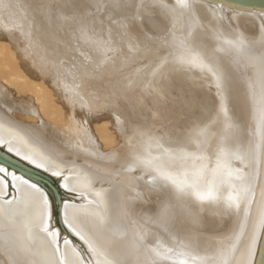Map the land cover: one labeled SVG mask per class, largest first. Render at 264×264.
<instances>
[{
	"label": "rangeland",
	"instance_id": "obj_1",
	"mask_svg": "<svg viewBox=\"0 0 264 264\" xmlns=\"http://www.w3.org/2000/svg\"><path fill=\"white\" fill-rule=\"evenodd\" d=\"M16 1H18V2H16ZM64 1L63 0H47V1L46 0H13L12 2L21 3V4L27 2L26 3L27 6L25 5V7H27L26 12H27V10H28V13L30 12V10H31V12L33 11L32 14L29 13L30 15H33L32 16L33 18L30 17L29 15L26 16L25 12H23L22 14L25 13L23 18L25 17L24 19L26 20V22H28V21L30 22L31 20H29V19L31 18V19H33L32 22H34V23L31 22V25L34 24L35 28L41 27L40 29L39 28L34 29L35 30V33L33 32L34 37H36L35 34L36 33L38 34V32H41V30L43 32L46 31V33L44 35L47 36L46 38L48 41L45 40L46 38H44L43 32L38 34L39 36L37 34L36 35L38 38L42 37L44 39L35 38L36 42L34 41L35 47H40V50H41L40 52L43 51V57H44V54H46L48 52V50H49L48 53L51 54V55H49L48 53L46 54L48 58H52L54 56L56 57L59 55V54L54 55L56 52L57 53L58 52L61 53L62 51L64 52V49H66L68 47L69 51H67L68 53L66 52V54H69V52L71 51L70 54L71 55L73 54L74 57L70 56L68 58L63 59V55L59 56L61 58L58 59L59 61L56 60V64H57V65L55 64L56 68L60 69V67H61L62 72H64L66 75H69L70 78H73L72 80L74 81V83L72 82V84H75L76 87H80L78 84L80 82L79 80H81V81L85 80L84 78H86V79L88 78L89 80L87 79V81H89V83H92V84L96 83L97 84V86L95 88H93L96 92L94 95L95 99L97 101L101 102V104H99L100 106H98L95 109L97 111L87 110L85 108V106L75 107L76 109H74L72 111V114L75 117V121L77 120L76 121L77 124H79L80 126L85 125V126H88L89 128H91V131H92V134L94 137L93 140L96 142L97 147H95L94 151L92 149L91 150L89 149L88 151L85 152L87 145H86V141H84V139L83 140H82V138L63 139L62 133L67 128H64V126L62 127L61 126L62 124L58 125L57 123H53V120H51L49 117H44L43 112L41 110L32 109L30 104L35 103L34 102L35 98H34L33 94H31V93H33V91H31V90L29 91V89H27V88H25V90H23V91L22 90L17 91V90L12 89V86H10V85H13L19 79H17L16 76H14V75H12V76L7 75V72H5L6 74L3 73L0 76L1 77L0 81L1 80L3 81V82L1 81L2 83L0 82V89L1 88H3V89H9L10 88V91L12 92L10 97L13 95L12 97L14 98L13 100H15L16 109L12 108L9 111H8V109L7 110H5L3 108H0V109L4 113L9 112L8 114L12 115V116L11 115L9 116L7 114V116H9V118L11 119V121L13 123L17 124L18 126L20 124H22L19 126V128H21L26 134L30 132L29 135L27 134L30 137V139L35 137L34 138L35 141L33 139L32 140L37 144L40 143L41 144L40 146H43L44 149L46 148L47 151H49L52 155H54L59 160V163H57L59 166L52 163V166L46 165V167H41V166L35 164L34 162H32V160H30L29 158L21 157V155H18L14 151H11V149L9 148L10 139H7L3 142H0V184H2V186L5 185V187L3 186V188H1L0 204L5 207L7 212L11 211L14 208L13 205L16 202H18V200H19V198H18L19 197V193H18L19 191L16 190L17 188L14 185V182L18 183L22 180V183L26 182L25 183L26 185L30 183L29 185L34 186L38 191L40 190V192H39L40 194L43 193V196H42L44 198L43 201H44V203L47 201L45 203V205H46V207L48 205L47 210L49 212V214L47 215L48 221H46L47 219H45V221H46L45 224L46 223L48 224V226H46V228L44 229L45 231L43 230L45 233L42 231L40 226H35V229H37L40 233L45 234L47 237L49 235L51 236V234H54V237H55L54 240L56 241V242L54 241V243H56L58 248L60 247L62 249L63 245L65 246L67 243L69 244V246H71L75 250L78 248L79 250L77 249L76 251L80 254L82 259L84 258V260L86 262H90L89 260H93V255H92L91 251H89L85 242H83L74 232H72V229L69 226L70 223L66 224L67 222L64 219V212H65V209L68 207H71V208L76 207V208L86 209L88 204L94 203L96 205L99 204L102 208H99L100 206H98L96 208L99 210H102L105 213V211L103 210L102 203L99 200H98L99 202L97 201L98 203L95 202L96 199H94V198H98V197L100 199L106 198L105 200L107 201V203H109L110 201L113 200L112 202H110L111 204L109 203L111 208L114 206L112 208L113 209L112 212L114 214L116 212L119 213L118 215L115 214L116 215L115 219L118 218L119 221L125 220L124 222L126 223V229L130 227L129 228L130 231L134 228L133 229L134 231H131V233L134 232L133 234H135V235L131 234V236H130V238H133L134 242H135L134 236H136V234L138 233L137 236L135 237V239H137V241L139 240L141 245L138 244V246H137L138 249L136 250V246H134V245H136L139 242L133 243V246L135 248L133 250L137 251V253H135V251L132 250L136 259H134V258L130 259L131 261H128L129 263H126V261H125L124 262L125 264H138L139 262L142 263L143 261H144L143 263H147V264H175L176 261L178 260L176 258H181L182 256H186V255L191 256L192 252H193L192 256H195L194 252H196V251L198 252V254L196 252L195 258L197 257V255L198 256L202 255L204 252L205 255L206 254L208 255L206 257H205V255H202L206 258L205 261H207V262H205V263H207V264L208 263L209 264L217 263L220 259V258H218V252L220 250V245L222 243L225 244L227 239L233 234L232 231L234 229L235 219H234V217H231L232 218L231 219L229 217V214H227L228 210H229L228 207H230L227 202L232 201V199L229 200L228 197L233 193V191L231 190V193H229L230 189H228V191L224 190L225 192H223V194L221 193L222 196L219 195V197L222 201H220V202L216 201L217 204L216 203L211 204L212 202H210V201H213L215 197H218V195H214V197H212L213 200H210V201L208 200L210 203H208V202L206 203V201H204L201 197H200L201 198L200 199V198H198L199 196L197 197V195H195L193 188L190 187L189 185H187V182H185V180L183 178V172L182 171L177 172L178 171L177 168H179L180 166L190 167L192 165V167H191L192 170L190 172L193 173L192 175H194V177H195V176H198L201 172H204L205 170L207 172L209 170V168L211 166H213V164H215V166H216V163H218V161H219L217 158L221 159V157L223 156V155L221 156L222 153H219L220 152L219 150L222 149V147H223L221 145V142H223L224 139H227L226 133H221V131H219V130L221 128L223 129V127H224V130L227 127L232 129L233 124H235L237 121L240 124L242 122H244L241 125L244 127V129L241 128V126H240L239 129L237 130L238 133L236 132V135L237 136L240 135L241 139L240 138L237 139V136L234 133L232 135H229V136H231V138H229V136H228L229 140H231L234 136L236 137V140H231V142H229V140L227 141V142H229V146H230V144H232V146H230L231 147L230 149L228 148L230 150L229 152L226 150V154L224 156L229 155L230 153H232V151H233V153L236 152L238 150L237 145L239 147L241 145L242 146L241 148H244V145L246 143L244 144L243 143L244 140H242V139H244L246 134H248L250 132L248 122H249V120L250 121L255 120L257 118L258 112L256 110L254 113L251 112L252 111L251 104L249 103L247 106V104H246L247 102H245V100H244L245 95L243 94L241 86L239 87L238 85L233 83L231 77L233 75L236 76V74L237 75L244 74L243 63H244V58H245L246 54L244 55V53L240 52L239 47L241 48V45L243 43H244V45H245V43L247 46L249 45L248 47H253V45H254L253 42L254 43L256 42V40L253 38H255L256 35H258L257 32H255V31H257L255 23H254L255 26L254 25L252 26V30H251V26L250 27H244L243 26V28H244V30H243L242 26L240 27V25H243L242 24L243 22H241V21L245 20L244 17H246V18L251 17V19H252V16H253V19H255V20L257 19L258 23H260L262 20L260 18V16L262 17V14L264 15V12L263 11H255V10L248 11V10L234 8V7L232 8V7H230L224 3H218V2H215L212 0H197V1L196 0H192V1L188 0L187 3L185 2V4H183V1H186V0H179V3L180 2L182 3V4L180 3L181 4L180 7H179V3L178 4L176 3V2H178V0H176V2H174L173 0H170L169 1L170 5H168L169 4L168 2H166V1L162 2L161 0H132V1L121 0L122 2L120 0H111V1L110 0H107V1L106 0H100V1L92 0V2H91V0H80V1L79 0H70V1L66 0L65 2ZM108 1H110V2H108ZM125 1H126V3H125ZM127 1H129L131 5L133 4L132 5L133 7ZM133 1H135V2H133ZM172 1L175 4L171 3ZM116 2H118V3H116ZM191 2H192V4H191ZM1 4H3V2ZM29 4H31L32 6L28 7ZM45 4L46 5L50 4V5L49 6L47 5V7H46ZM112 4H114L115 6L113 5L114 6L113 7ZM118 4H120V6ZM122 4H123V6H122ZM124 4H127V5L125 6ZM128 4L130 6H128ZM187 4H189L190 6L189 5L187 6ZM43 5H44V7H46V8H42V10H44V11H42L40 8L41 6L43 7ZM117 5H118V7H117ZM37 6L38 7L40 6V7L38 8ZM107 6H109V7L107 8ZM170 6H171V9H170ZM80 7H82V8H80ZM111 7L115 8L116 11L120 10V12H122V10L125 9L123 12L128 11V14H130V13L131 14L126 15V13L124 14L122 12L124 14L123 15L122 13H119V12L116 13V11H114L115 9H113ZM120 7H121V9H122V7H124V8L121 10ZM126 7H127V9H126ZM129 7H130V9H129ZM145 7H147V8H145ZM188 7L192 9L191 12L188 11V10H190V9H188ZM214 7H216V8H214ZM29 8H32V9H29ZM172 8H174V9H172ZM220 8L222 10H220ZM34 9H36V10H34ZM37 9L38 10L40 9V11L37 12ZM224 9H225V11H223ZM47 10H48L50 15L48 14ZM129 10H130V13H129ZM175 10L176 11L178 10V11L175 12ZM226 10L228 12V17H227V14H225V13H227ZM229 10L232 14L229 12ZM23 11H25V9ZM179 11L181 14L179 13ZM218 11H220V13L221 12L224 13L225 16H224L223 20L225 19V21L228 23L226 26H227V28L230 27V30L226 28L224 21H223V23H224L223 27H225L227 30L222 29L223 27L220 28V26H222V23L220 21L222 20L221 18L223 16V14L218 13ZM81 12H83V13L81 14ZM84 12H86V13L84 14ZM189 12H190V16L188 15ZM234 12H236V13H234ZM33 13L35 14V16ZM38 13L40 14V17H41V18L39 17L40 19L38 18V16H39ZM51 13H53V14H51ZM60 13H61V16H60ZM77 13H79V14H77ZM142 13H143V15H142ZM175 13L176 14L179 13L180 15L178 16V14L176 15ZM229 13H230V15H229ZM41 14H43V16L45 18L43 16H41ZM98 14L100 15V17ZM113 14H114V17L116 18V19H114L115 23L119 24V25L116 24L118 26V28H117L118 30L115 29V32L119 33V35L122 36V37L119 36L118 39H120L119 41L122 42L123 44H119V45L116 44L114 39H113V42H115L116 46H119V51H121L122 55H124L123 52L126 53V51L129 52L130 55H129V53H128V55L126 53V55H124L125 57L122 56V59H120L121 61H119L117 63H116V61H114L116 59L111 58L110 59L111 61H107V59H106V61H104V63L102 62L101 64L97 65V63L95 64V62H96L95 59H93L94 55L91 52V48H89V44L91 43L90 41L93 40V36L96 38H97V36H100V37L102 36L103 38H104L103 35L106 36V32L101 31V30H100L101 32L98 31L99 29H101V26H99L98 24H100V22H101V23L107 25L105 18L107 16L111 17ZM160 14H162V15H160ZM82 15L83 16L86 15L87 17L83 18ZM93 15H95V16H93ZM256 15H258L259 17ZM92 16H93V19H92ZM188 16H189V19H191V21L192 20L194 21L197 19L196 22L194 21L195 25L197 24V26H195L193 22H191L187 19ZM193 16H195V17H193ZM229 16H231V17H229ZM35 17H37V18H35ZM127 17H128V19H127ZM140 17H141V19H140ZM145 17H146V20L144 19ZM147 17H149L150 19ZM216 17H218V18H216ZM42 18H43V22L41 21ZM80 18L81 19L83 18L82 19L83 22H80ZM182 18L184 19V21L187 20L185 22V24L183 23L184 21ZM226 18L227 19L229 18L231 21L227 20ZM37 19H38V21L36 22ZM64 19L66 22L68 21V19H69V21L66 23L64 21ZM148 19L150 21L147 22ZM152 19H154V20H152ZM198 19H199V21H198ZM60 20H61V22H60ZM75 20L76 21L78 20V21L75 23L74 22ZM84 20H86V22ZM88 20H89V22L91 20V24L92 23L94 24L92 26H95L97 24L96 27H93V29H97V30L91 29L89 31V33L85 32V31H88L90 29L89 28L88 30L84 31L85 33L82 34L83 37H81L80 36L81 34H79L78 33L79 31H77V30H78V28H81V26L91 25L87 22ZM100 20H102V21H100ZM126 20H128V21H126ZM46 21H48V22H46ZM124 21L127 22L128 24L125 23ZM232 21H233V23H232ZM123 22L125 23V25ZM169 22H171V23L169 24ZM198 22H200V23H198ZM211 22H212V24H210ZM11 23H15V22L11 21ZM35 23L37 24V26ZM50 23H53L54 26L57 24L56 26L58 28L56 26L54 27L53 24H50ZM126 24H127V26H126ZM144 24H147V26ZM159 24H161V25H159ZM162 24H164V25H162ZM182 24H184V25H182ZM58 25H60V27H61V25H63V27H61V29H59L60 27ZM100 25H102V24H100ZM128 25H130V26H128ZM139 25H140V28L142 26L141 29L139 28ZM49 26H51V27L53 26L52 29ZM97 26L100 28H98ZM188 26H190V27L193 26L195 28L193 29V27H192L191 31H190V29H189L190 27H188ZM137 27L139 29H137ZM183 27H185V28L188 27V28H186V30H183V29H185ZM216 27L220 28V29H217ZM134 28H135V30H134ZM175 28H177V29H175ZM240 28H241V30H240ZM253 28H254V30H253ZM144 29H145V31H144ZM221 29L224 31L226 30V32L230 31V33L233 30V32L231 34H229V33L227 34V33H224V31L222 32ZM235 29H237L236 30L237 32L235 31L236 34L234 33ZM37 30H39V31H37ZM52 30H55L54 34H52L53 33ZM72 30H74V31H72ZM129 30H134V31H130L132 33H129ZM138 30H139L140 34L142 32L143 33L145 32L144 34L145 35L147 34L150 37L145 36L143 33L141 35L142 37H138V35H139V33H137ZM156 30L157 31L159 30V32H157ZM219 30H221L220 32H222V34L219 33ZM57 31L58 32L61 31V32L58 33ZM75 31H77V32L72 34ZM183 31H185V32L183 33ZM187 31H188V33H187ZM126 32L128 34H130V35L132 34V35L131 36L127 35ZM133 32L134 33L136 32V33L134 34ZM248 32H249V34H248ZM241 33H242V35H241ZM46 34H50V35H46ZM179 34H181V35H179ZM193 34H194V36H192ZM225 34H227V35H225ZM233 34H235V35L238 34L239 36H243L244 40L241 38L239 39L240 41L243 40L242 43L237 42L241 45L235 43V45L236 46L238 45L239 47H236L233 44L234 48H232L233 45L231 43H232L233 39L235 37H239L238 35L234 36ZM51 35L54 36V39H53V36H51ZM57 35L58 36L60 35V36L58 37ZM72 35L74 37L80 36L79 37L80 39L76 38L77 40L79 39V41L76 42V45H77V43L80 42L79 46L80 47L84 46L83 48L81 47L82 50H84V53H85V51H86V53L88 52V55L86 53H85V55L82 53L83 55H81V56H83L84 58L81 56H79V58H78L75 54L76 50L79 46L75 47L76 46L75 45L74 47L76 48V50L73 51L74 48L72 49L71 44L68 43L69 38H74ZM152 35H154V36H152ZM183 35L187 36L188 38L183 37ZM200 35H203V37ZM232 35L234 36V38ZM248 35H249V37H248ZM68 36H71V37H68ZM144 36H145V38H143ZM217 36H219V37H217ZM224 36H225V38H224ZM231 36H232V39L230 40ZM49 37H51V39H48ZM57 37H58L59 41L57 40ZM171 37H173V38H171ZM201 37H202V39H201ZM210 37H211V39H210ZM226 37H228V38H226ZM245 37L247 38L248 41H246ZM180 38H182V39H180ZM197 38H199V39L197 40ZM220 38L223 39L222 42H221ZM41 39H42V41H41ZM55 39L57 41H55ZM81 39H86V40L88 39L86 42L88 43V41H89L90 43H88L87 45H86V43H84L86 45L85 46L83 43H81V42H84V41H80ZM157 39H159V41ZM37 40L41 41V42H39L40 46H37L38 45ZM50 40L53 42L55 41L57 43V45L54 43L56 46H52L54 44H51L53 42H51ZM43 41H44V43H43ZM201 41H202V43H201ZM227 41H228V43H227ZM46 42H49V44H51L50 47H53V48L46 49L47 44H48ZM203 42H204V44H203ZM95 43L98 45L97 42H95ZM58 44H61V45H58ZM96 44L91 43V45H96ZM173 44H175V45H173ZM187 44L189 45V47ZM41 45L45 46V47H41ZM66 45H67V47H66ZM123 45H124V49H122ZM57 46H61V49H59L60 47H57ZM98 46L100 47V43ZM178 46H180V47H178ZM227 46H228L229 51L227 49ZM62 47H63V49H62ZM80 47L78 48L79 52L82 51L80 49ZM85 47H88V48L85 49ZM185 47H186V49H184ZM57 49H58V51H57ZM87 49H89L90 52L87 51ZM122 50H124V51L122 52ZM45 51H47V52L44 53ZM52 51L54 54L52 53ZM199 51H200V53H199ZM237 51L239 53H237ZM149 52L151 55L149 54ZM241 53L243 54L244 57H242ZM86 55H87V57L85 58ZM231 55H233V56H231ZM64 56H66V55H64ZM90 56L92 57L93 60L91 59ZM238 56H239V58H238ZM43 57H42V59H43ZM178 57L181 61L178 59ZM197 57H199V58H197ZM87 58H89V59H87ZM182 59H184V60H182ZM183 61H184V63H183ZM179 62H182L180 64V66H179ZM93 63L96 66L92 65ZM109 63H111V64H109ZM235 63L238 64L237 67L235 66L236 65ZM18 66L21 68V70L23 72L25 70L26 79H30L32 81L34 80V82L38 81V82H42V83H44L45 81L48 82L50 79V78L43 79L42 75H45V77L46 76H48V77L52 76L53 71L56 69L53 66L52 67L55 69H52V68H50L51 67L50 66V67H44L45 68V69L43 68L44 71H42V69H41V71L40 70H31L30 71V69H28V68L26 69L25 66L23 67V65H21V64H19ZM228 67H229L230 72L228 71ZM175 68H177V69L175 70ZM48 69H50V70H48ZM233 69H234V71H233ZM28 71H30V72H28ZM55 71H58V70L56 69ZM89 71L90 72L93 71V72L90 73ZM44 72H46V74H44ZM49 72L51 73V75ZM230 73H231V75H230ZM82 74H83V76H82ZM95 74H96L97 79L94 78ZM97 74H98V77H97ZM36 75H37V77H36ZM93 75H94V77L92 78ZM180 76H182V77H180ZM62 77L64 78V76H62ZM62 77L58 76L60 82L57 81V83H60V85L65 84V83H62V81H63ZM78 77H81V79H79ZM37 78H38V80H37ZM90 80H92V82H90ZM180 81H181V83H180ZM184 85H185V87H184ZM120 88L123 90H121ZM69 89H70V86L67 83L64 90L66 92H68ZM182 90H184V92H182ZM114 92H115V94H114ZM86 93H87L86 91H85V93L80 92L79 97H82V95L85 96ZM29 94H30V96H29ZM103 95L105 97H103ZM106 96H108V99ZM17 97H19V98H17ZM24 97H25V99H24ZM101 97H103V98H101ZM110 97H112L113 99H111ZM21 98H22V100H21ZM115 98H117V99H115ZM103 99H105L106 101ZM126 99H128L129 106H127V101H125ZM0 100L2 101L1 96H0ZM1 101H0V103H2ZM112 104H113V107L111 106ZM130 104H132L134 106L133 107L134 109L132 108V105L130 106ZM118 105H119V107L116 109V106H118ZM123 105H125V106H123ZM106 107H107V109H106ZM120 107H121V109H120ZM124 107H125V109H123ZM219 107H220V110H219ZM26 108H27V110H26ZM112 108H113L114 112H113V110H110V111L108 110V109H112ZM98 109L100 112L98 111ZM101 109H103V110H101ZM125 110L127 113L125 112ZM215 110L216 111L218 110L217 111L218 113L215 112ZM29 111H31V112L33 111L32 115H31V112H29ZM77 111H78V113H77ZM236 111H237V113H236ZM18 112L23 113V114L25 112L26 113L23 116L22 114H19ZM106 112H107V114H106ZM115 112H117V114ZM214 112L217 116L214 115ZM94 113H97V115ZM38 114L40 116H38ZM229 114H230V116H229ZM234 114L237 115L236 116L237 118L235 117ZM17 115H18V117H17ZM122 115H123V118H122ZM255 115H256V117H255ZM14 116H15V118H13ZM126 116L128 118H125ZM127 119H129V121ZM29 120H31V121H29ZM47 120H49V122H47ZM202 121H204L206 123H204ZM102 122H105V123H107V125H109L108 126L109 130L112 133L111 139H107V138L102 139L100 137L101 135L97 131L96 126H97V124L99 125ZM39 123H42V126ZM210 123L212 126L210 125ZM230 123L231 124L233 123V124L231 125ZM43 124H46L48 126L45 127V125H44V127H43ZM53 125L54 126L56 125L55 128ZM213 125H214V127H213ZM42 127H43V130H42ZM95 127H96V129H95ZM212 127H213V129H212ZM148 128H150V129H148ZM24 129H26V130H24ZM167 129H168V131H167ZM194 129L195 130L197 129L196 130L197 132ZM242 129L245 131L244 133H243ZM246 129H248V131H246ZM47 130L50 133H48ZM212 131L214 132V134H212L213 133ZM218 131H219V133H218ZM52 132H54V133H52ZM178 132H179V134H178ZM184 132H187V133H184ZM188 132H190V133H188ZM215 133H217V135H215ZM220 133L222 134L223 140L219 139V137H221V136H219ZM242 133L245 136H243ZM53 134H55V135H53ZM201 134L203 136H201ZM205 134H206V136H205ZM223 134L226 135V137ZM183 135H185V136H183ZM204 136H205V139L202 140L203 139L202 137H204ZM210 136H212L211 140L214 142V144L212 141H210V138H209ZM38 137H39V139H37ZM167 137H169V138H167ZM173 137L176 140L177 139L178 140L177 141L174 140ZM179 137H181V138H179ZM198 137H199V139H198ZM215 137H216V141L213 140V138L215 139ZM40 138H41V140H40ZM217 138L219 140H221V142ZM163 139H164V141H163ZM67 140H69V141H67ZM106 140H108V141H106ZM171 140H172V142H171ZM198 140H202V142L200 143V141H198ZM237 140H238V142L241 143L240 145L237 142ZM38 141H41V142H38ZM94 141H92V142H94ZM169 141H170V143H169ZM232 141L233 142L236 141L237 143L236 142L233 143ZM165 142H167V144ZM235 143L237 144L236 146H235ZM242 143L244 145H242ZM174 144H175V146H173ZM203 144H207V145H203ZM199 145L202 146L201 150L203 148H204V150H202V151L199 150V152H197V154H196L194 151L198 150ZM217 145H221V146H217ZM92 147H94V146H92ZM188 147H189V149H188ZM232 147H234V149L236 151ZM106 148H107V150H106ZM217 148H220V149H217ZM199 149H200V147H199ZM108 150L110 151V153L108 152ZM180 150L185 151V153H183L181 151L183 153V155L180 154L179 153ZM213 150L214 151L218 150V153L217 152L214 153ZM53 151L55 152V154L53 153ZM90 151H93L94 154ZM153 151H155L156 154ZM160 151H161V153H160ZM188 151H189V153H188ZM203 151H205V152H203ZM206 151H207V153H206ZM211 151H212V153H211ZM239 151H240L239 152V154H240L242 151L241 150H239ZM89 152L92 154L88 155ZM117 152H119V153H117ZM170 152L172 155L170 154ZM190 152H192L193 155ZM150 153H152V155ZM173 153H174V155H173ZM175 153H177V154H175ZM187 153L189 154V156ZM213 153H214V155H213ZM227 153H229V154H227ZM233 153L230 154V157L234 156L233 158H231V162L234 161V159L236 160V158H238L237 159L238 162L234 161L236 164L239 163L240 160H244L241 157L243 155L244 151L241 153L242 155H239L237 153H236L237 155H233ZM158 154L159 155L161 154V158H164L162 160V163L159 161L157 162L154 159V156H156ZM166 154H169V155L165 156ZM185 154H187V155L184 156ZM195 154L196 155L201 154V156L200 155L196 156ZM219 154L221 157L219 156ZM163 155L165 157H162ZM170 155H171V157H169ZM190 155L193 156L194 159H192ZM204 155H206V157H204ZM209 155H210V157H209ZM97 156L99 157V159L95 158ZM212 156L213 157L215 156L214 157V158H216L215 161H214V158H212ZM224 156L222 158H224ZM235 156H236V158H235ZM239 156L241 159L239 158ZM244 156L245 155H243V158H244ZM187 157H189V159ZM197 157L202 158V159L200 160ZM178 158H180V159H178ZM185 158H187V159H185ZM210 158H212V159H210ZM227 158H229V156ZM150 159H151V161H150ZM195 159H197L198 162L197 161L193 162ZM168 160H170V161H168ZM184 160H186L185 161L186 163H184ZM191 160H193V161L191 162ZM210 160H211V162H209ZM212 160L214 162H212ZM226 160H228V159H226ZM115 161L117 162L118 165L116 164ZM118 161H119V163L121 161L122 162L119 164ZM187 161H189L190 164H187L188 163ZM195 163H196V165H195ZM126 164H127V166H126ZM132 164H133V167H131ZM135 164H136L137 168L134 167ZM174 164H175V166H174L175 170L172 169V166ZM201 164H202V167H203V165L205 166V169L201 168L202 171L199 169ZM140 165H142V168ZM110 168H112V170ZM193 168L195 169V171ZM81 170L83 171V174H82ZM183 171H184V169H183ZM89 172H91V173H89ZM84 173L85 174L87 173L86 175L91 174L92 178H91L90 182L92 185H90V183H89V184H86L88 186L81 187V188L80 187H74L73 185H71L72 180L73 181H75V180L79 181V180H82L85 177H87L86 175H84ZM112 173L113 174L117 173L118 175L114 176ZM119 173H121L120 176H119ZM94 174H96V175L94 176ZM102 174L103 175L105 174L106 175L105 177H107L108 175L109 176L112 175V176L110 178L107 177L109 180L106 179L107 180L106 181L105 179L102 180V178L104 177V176H102ZM98 175H100L102 177V178L99 177V180L101 182L99 184H98L99 180L97 181L98 177H96ZM69 176L70 177L75 176V177L72 179V177L69 178ZM77 177H79L80 179L79 178L77 179ZM94 177L96 178L95 180L93 179ZM150 177H153V178L151 179ZM66 178H67V181H66ZM118 178H119V180H118ZM69 180H71V181L69 182ZM94 181L95 182L97 181L96 183L98 185H100L101 187H99L97 184H95ZM111 182H113V183H111ZM132 182L134 184H135V182L136 183L138 182L140 184L137 183V185L135 184L136 185L135 186ZM93 185H95L96 188H95V186L92 187ZM109 185H110V187H109ZM113 185L115 186V188ZM106 186L108 188H106ZM179 186H180V188H179ZM103 187H104V189H103ZM183 188H184V191H183ZM3 189H4V191H3ZM106 190H107V192H105ZM187 190L189 191V193H186ZM110 191H113V192H110ZM226 191H227V193H226ZM111 193H112V195L114 193H116V194H114L115 196L114 195L111 196ZM120 193L123 194L124 196L120 195ZM225 193L228 197L225 195ZM223 195L226 196L227 198H224ZM88 196H90L89 199H88ZM121 196L123 197V198H121V200L122 199L124 200V198H125V201L122 200L123 202H121V200H119V198ZM107 198H112V199H110V201H109V199L107 200ZM114 198H117V203H121V204L117 205V203H114V201H116V199L114 200ZM227 199H228V201H227ZM10 200H14V201H10ZM171 200H172V202H171ZM225 201H227V202H225ZM128 203H130L131 205ZM226 203H227V205H225ZM69 204H71V205H69ZM214 204L217 206L219 205L218 206L219 208L217 206H215ZM116 205H117L118 211L115 210ZM89 206L90 205H88V207ZM222 207H227L225 209L226 210L228 209V210L225 211L224 208H222ZM120 210H123L125 212H121ZM122 213H123V215H122ZM125 214L127 217L124 216ZM224 214H226L228 216L225 215V217H223ZM118 216L121 217V219ZM220 217H221V219H219ZM228 217L231 220L227 219ZM222 218H223V221H222ZM198 221H200V222H198ZM144 223H146V224H144ZM229 223L231 226V227L228 226V227H230L229 228L230 230L226 226L227 224L229 225ZM127 224L129 225V227ZM173 225H174V228H173ZM164 227H166V229L167 228L168 229L166 230V229H164ZM123 228H124L123 231L125 232L126 231L125 227H123ZM142 228L145 230H142ZM149 228H151L152 230L150 229V231H149ZM204 228H206V229H204ZM40 229H41V231H40ZM74 229H76V228H74ZM158 229L161 232H159ZM146 230H148V231H146ZM153 230H155V231L153 232ZM145 231H146L147 235H146ZM166 231H167V233H166ZM156 232H157V234H156ZM164 232H165V234H164ZM197 232H199V233H197ZM152 233H155L156 236H155V234H152ZM132 235H133V237H132ZM200 235H204L205 239H204V236L202 237ZM138 237H140V238L138 239ZM199 239H201V240L204 239V241L203 240L202 241L205 245L202 242H200L201 240H199ZM209 239H211L210 240L211 242H209ZM216 240H217V242H216ZM159 242L160 243L162 242L165 244V245H163V248H159L157 246L159 244ZM199 242L201 243V245L199 244ZM142 243H144V244H142ZM192 243L193 244L196 243V244L194 246H192L193 245ZM206 243L207 244L210 243L209 244L210 246L209 245L206 246ZM181 244H182V246H180ZM211 244H213V248L216 246L214 248L215 249L214 251L211 247L212 246ZM139 245H140V248H139ZM142 245L144 247H141ZM208 246L210 247V251L208 250L209 249ZM207 247H208V249H207ZM0 248H1L0 249L1 253H3V254L5 253L4 255L0 254V257L4 258V260H5V261H3L4 263H2V264H25V263L30 264V262H27V261L24 262V259H22L21 256L11 246H8V244L4 242L3 232L1 229H0ZM193 248H195V249L193 250ZM196 248L199 250H196ZM216 248H217V250H216ZM5 249H6V251H5ZM150 249H151V251H150ZM138 250H139V252H141L140 254H139ZM199 251H200V254H199ZM206 251L207 252L209 251V253H205ZM212 252H213L214 256H213ZM144 253H146L145 256H147V254L149 256V253H150V256L152 255V258L150 256H149L150 258L148 256L147 257L144 256V258H145L144 259L143 258ZM97 256H96V262L94 264H98L97 261H100L99 260L100 256L98 259H97ZM166 256H167V258H166ZM202 256L197 257V259L204 258ZM173 257L176 259V260L174 259L175 261L173 260ZM139 258L140 259L142 258V259L140 260ZM157 258L160 260H157ZM168 258H170V260ZM214 261H215V263H214Z\"/></svg>",
	"mask_w": 264,
	"mask_h": 264
},
{
	"label": "bare ground",
	"instance_id": "obj_2",
	"mask_svg": "<svg viewBox=\"0 0 264 264\" xmlns=\"http://www.w3.org/2000/svg\"><path fill=\"white\" fill-rule=\"evenodd\" d=\"M13 0H0V76L3 74V73H5V72H7V75H10V76H12V75H14V76H16V78L17 79H19V80H17L13 85H10V86H12V89H14V90H17V91H19V90H25V88H27V89H29V91L31 90V91H33V93H31V94H33V96H34V98H35V103H31L30 105H31V108L32 109H35V110H41L42 112H43V115H44V117H49L51 120H53V123H57L58 125H60V124H62L61 126L63 127L64 126V128H67V129H65L64 130V132L62 133V137H63V139H68V138H71V139H77V138H82V140L84 139V141H86V145H87V147H86V150H85V152L86 151H88L89 149L91 150H93L94 151V149H95V147H97L96 145V142L93 140V134H92V131H91V128H89L88 126H85V125H83V126H80L79 124H77L76 123V121H75V117L73 116V114H72V111L74 110V109H76L75 107H80V106H85V108L87 109V110H95L98 106H100L99 104H101V102L100 101H97L96 99H95V97H94V95H95V90L93 89V88H95L96 86H97V84L95 83V84H92V83H89V81H87V79L86 78H84L85 80H79V79H81V77L83 76V74H82V76L81 77H78L79 79V86L80 87H76V85L75 84H72V82L74 83V81L72 80L73 78H70V76L69 75H66L64 72H62L61 71V67H60V69H58V68H56V60H58V59H60L61 57H59V56H61V55H63V59L64 58H68V57H70V56H73V54L71 55L70 54V52H69V54H66V52L67 51H69V49H68V47H67V45H66V49H64V52L62 51L61 53H57L55 50V54L53 53V51H52V53L54 54V55H56V54H59L58 56H54V57H52V58H48L47 57V53L49 52V50H48V52L47 51H45L44 53H46V54H44V57H43V51L42 52H40L41 50H40V47H35V45H34V41H35V38H37V39H40V38H42V37H40V38H38L37 37V35L38 34H40L41 32H43L42 30H41V32H38V34L36 35L35 34V36L36 37H34V33H35V30L34 29H37V28H39V27H37V28H35V26H34V24H32L31 25V22L33 21V19H31L30 17H32L33 15H30L29 13H31L32 14V12H31V10H30V12L28 13V10H27V12H26V8L27 7H25V5H26V3H23V4H21V3H16V2H18V1H16V2H12ZM47 1V0H46ZM64 1V0H63ZM66 1V0H65ZM64 1V2H65ZM68 1H70V0H68ZM80 1V0H79ZM97 1V0H96ZM95 1V2H96ZM98 1H100V0H98ZM107 1V0H106ZM111 1V0H110ZM110 1H108V2H110ZM121 1V0H120ZM130 1H132V0H130ZM162 2L163 1H166V2H168L169 3V1L170 0H161ZM174 2H176V0H173ZM173 1L171 2V3H173ZM187 1L188 0H186V1H183V4H185V2L187 3ZM192 1V0H191ZM197 1V0H196ZM3 2V4H1ZM33 2V1H32ZM52 2V1H51ZM59 2V1H58ZM91 2H92V0H91ZM115 2V1H114ZM122 2V1H121ZM124 2V1H123ZM129 4H130V2L129 1H127ZM133 2H135V1H133ZM138 2V1H137ZM165 2V3H166ZM43 3V2H42ZM46 3V2H45ZM99 3V2H98ZM104 3V2H103ZM116 3H118V2H116ZM120 3V2H119ZM125 3H126V1H125ZM132 3V2H131ZM144 3V2H143ZM177 4L179 3V0H178V2H176ZM181 3V2H180ZM179 3V7H180V5L182 4H180ZM55 4V3H54ZM63 4V3H62ZM101 4V3H100ZM108 4V3H107ZM115 4V3H114ZM114 4H112V6L114 5ZM121 4V3H120ZM120 4H118L119 6H120ZM128 4V6H130ZM135 4V3H134ZM138 4V3H137ZM136 4V5H137ZM173 4H175V3H173ZM172 4V5H173ZM176 4V5H177ZM191 4H192V2H191ZM46 5V4H45ZM48 5V4H47ZM47 5H46V7H47ZM50 5V4H49ZM48 5V6H49ZM98 5V4H97ZM106 5V4H105ZM110 5V4H109ZM118 5H117V7H118ZM125 6L127 5V4H124ZM133 5V4H132ZM131 5V6H132ZM147 5V4H146ZM168 5H170V3L168 4ZM189 4H187V6H188ZM27 6V5H26ZM30 6H32L31 4H29V6L28 7H30ZM61 6V5H60ZM111 6V5H110ZM115 6V5H114ZM113 6V7H114ZM122 6H123V4H122ZM145 6V5H144ZM148 6V5H147ZM175 6V5H174ZM178 6V5H177ZM176 6V7H177ZM190 6V5H189ZM38 7V6H37ZM40 7V6H39ZM38 7V8H39ZM46 7H44V5H43V7L41 6L40 8H41V10H42V8H46ZM106 7V6H105ZM109 6H107V8H108ZM113 7H111V8H113ZM116 7V8H117ZM133 7V6H132ZM135 7V6H134ZM192 7V6H191ZM25 9V11H23L24 9ZM50 8V7H49ZM48 8V9H49ZM60 8V7H59ZM80 8H82V7H80ZM89 8V7H88ZM124 7H122V9H123ZM145 8H147V7H145ZM175 8V7H174ZM174 8H172V9H174ZM214 8H216V7H214ZM223 8V7H222ZM29 9H32V8H29ZM79 9V8H78ZM87 9V8H86ZM85 9V10H86ZM113 9H115V8H113ZM112 9V10H113ZM120 9H121V7H120ZM121 9V10H122ZM126 9H127V7H126ZM129 9H130V7H129ZM132 9V8H131ZM150 9V8H149ZM169 9V8H168ZM170 9H171V6H170ZM176 9V8H175ZM188 9H190V10H188V11H190L191 12V8H189L188 7ZM194 9V8H193ZM34 10H36V9H34ZM63 10V9H62ZM125 10V9H124ZM124 10H122V12L124 11ZM142 10V9H141ZM144 10V9H143ZM146 10V9H145ZM151 10V9H150ZM179 10V9H178ZM177 10V11H178ZM217 10V9H216ZM219 10V9H218ZM220 10H222L221 8H220ZM38 11H40V9L38 10L37 9V12ZM42 11H44V10H42ZM51 11V10H50ZM83 11V10H82ZM98 11V10H97ZM107 11V10H106ZM114 11H116V9L114 10ZM176 10H175V12H177ZM223 11H225V9L223 10ZM23 12H25L26 13V16H30L29 18V20H31L30 22L28 21V22H26V20L23 18V16L25 15V13L24 14H22ZM35 12V11H34ZM46 12V11H45ZM47 12H48V10H47ZM46 12V13H47ZM78 12V11H77ZM113 12V11H112ZM117 12H119V13H122V12H120V10L119 11H116V13ZM144 12V11H143ZM149 12V11H148ZM151 12V11H150ZM174 12V11H173ZM190 12H189V16H190ZM226 12H227V10H226ZM229 12H230V10H229ZM28 13V14H27ZM40 13V12H39ZM38 13V18L40 17V14ZM56 13V12H55ZM83 12H81V14H82ZM86 12H84V14H85ZM95 13V12H94ZM114 13V12H113ZM124 14L126 13V15L128 14V11L127 12H123ZM122 13V14H123ZM129 13H130V10H129ZM179 13H180V11H179ZM179 13H177L178 14V16L181 14H179ZM193 13V12H192ZM191 13V14H192ZM218 13H220V11H218ZM231 13V12H230ZM230 13H229V15H230ZM234 13H236V12H234ZM34 14V13H33ZM48 14H49V12H48ZM51 14H53V13H51ZM77 14H79V13H77ZM102 14V13H101ZM107 14V13H106ZM112 14V13H111ZM115 14V13H114ZM114 14L111 16V17H109V16H107L105 19V21H106V23H107V25L106 24H103V23H101L100 22V24H102V25H100V24H98L99 26H101V29H99L98 31H104V32H106V36L105 35H103L104 36V38L101 36H97V38L96 37H94L93 35V40H91L90 42L92 43V44H96L95 42H97L98 43V45H99V43H100V47L96 44V45H91V43L88 41V43H90L89 44V48H91V52L93 53V59H95V64L97 63V65L98 64H101L102 62L104 63V61H106V59H107V61H111L110 59L111 58H114V59H116V60H114V61H116V63L117 62H119V61H121L120 59H122V56H124V55H126V53H127V55H128V53L129 52H127L126 51V53H124L123 51L124 50H122V52H123V54L124 55H122V53H121V51H119V46H116V44H123L122 42H120L119 40L120 39H118V37L120 36L119 35V33H116L115 32V29L116 30H118L117 28H118V26L117 25H119L118 23H115V21H114V19H116L115 17H114ZM123 14V15H124ZM131 14V13H130ZM130 14H128V15H130ZM133 14V13H132ZM138 14V13H137ZM176 14V13H175ZM176 14V15H177ZM220 14H223V16H222V20L220 21L221 23H222V26H220V28H222L223 26H224V23H225V26L228 24L226 21H225V19L223 20V18H224V13L223 12H221ZM225 14H227V17H228V12L227 13H225ZM232 14V13H231ZM50 15V14H49ZM99 15V14H98ZM121 15V14H120ZM142 15H143V13H142ZM160 15H162V14H160ZM194 15V14H193ZM197 15V14H196ZM34 16H35V14H34ZM41 16H43V14H41ZM57 16V15H56ZM60 16H61V13H60ZM76 16V15H75ZM83 16V15H82ZM89 16V15H88ZM93 16H95V15H93ZM93 16H92V19H93ZM116 16V15H115ZM122 16V15H121ZM149 16V15H148ZM189 16H188V20L189 21H191V19H189ZM217 16V15H216ZM242 16V15H241ZM256 16H258V15H256ZM44 17V16H43ZM79 17V16H78ZM84 17H87L86 15L85 16H83V18ZM98 17V16H97ZM99 17H100V15H99ZM123 17V16H122ZM137 17V16H136ZM139 17V16H138ZM193 17H195V16H193ZM229 17H231V16H229ZM240 17V16H239ZM259 17V16H258ZM28 18V17H27ZM33 18V17H32ZM35 18H37V17H35ZM34 18V19H35ZM41 18V17H40ZM39 18V19H40ZM45 18V17H44ZM60 18V17H59ZM67 18V17H66ZM82 18V19H83ZM90 18V17H89ZM103 18V17H102ZM125 18V17H124ZM123 18V19H124ZM147 18H149V17H147ZM191 18V17H190ZM216 18H218V17H216ZM245 18V20L243 21H241V22H243L242 24L243 25H240V27L242 26V29L244 30V28H243V26L244 27H250L251 26V30H252V26L254 25V23H255V25H256V30L257 31H255V32H257V34L258 35H256V37L255 38H253V39H255L256 40V42L254 43L253 42V47H248L247 45H246V43H245V45H244V43L241 45V44H239V43H237V42H241L242 43V41L244 40L243 39V36H239L238 34V36L239 37H235L234 38V36H237V35H235L236 33H235V31L237 30V29H235L234 30V33L235 34H233L232 36H233V41H232V45L234 44L235 45V43L236 44H239V45H241V48L237 45H235L236 47H239V51L240 52H242V53H244V55L246 54V56H245V58H244V63H243V66H244V74H240V75H237L236 74V76L235 75H233L232 77H231V79H232V81H233V83H235L236 85H238L239 87L241 86V88H242V91H243V94L245 95V98H244V100H245V102H247L246 104H247V106H248V104L250 103L251 104V107H252V113H254L255 112V110L258 112V115H257V118L255 119V120H249V129H250V132L248 133V134H246V136L243 134L245 131L243 130L244 129V127L243 126H241L242 125V123H244V122H242L241 124L240 123H238V121L235 123V124H233V127H232V129L231 128H228L227 126V128H225V130H224V127H223V129L221 128L219 131H221V133H226V135H227V139H224V141L223 142H221V140H223V138H222V134L220 133V135L219 136H221V137H219V139H221V140H219L218 138V140L221 142V145L223 146L222 147V149H220V148H217V149H220L219 151V153H222L221 154V156L223 155H225L226 154V150L229 152L230 150V146H232V144H230V146H229V142H231V140H236V137L234 136L231 140H229L228 139V136L229 135H232L233 133L236 135V132H237V130L239 129V127L241 126V128H243L242 130H243V136H245V138L244 139H242V140H244V144L242 143V145H244V148H241L242 146L240 145L241 143L240 142H238V140H237V142L239 143V145H240V147L236 144L237 142L236 141H234V142H236L235 143V146L237 145V147H238V152L234 149V147H232L236 152H234L233 153V151H232V153H233V155H237V154H239V150H241L242 152L244 151V153H243V155H245L244 156V158H243V155L240 153L239 155H242L241 157H242V159H244V160H240L241 158H240V156H239V160H240V162L239 163H235L234 161H237V159L238 158H236V156H235V158H236V160L234 159V161H232L231 162V158H233L232 156L230 157V154H232V153H227V154H229V155H227V156H224V158H222L221 156H220V154H219V156L221 157V159H219V158H217L218 160V163H216V166H215V164H213V166H211L210 168H209V170L206 172V170L204 171V172H201L198 176H195L194 177V175H192L193 173H191L190 171L192 170V165L190 166V167H183V166H180L179 168H177V172H180V171H182L183 172V178H184V180H185V182H187V185H189L190 187H192L193 188V191L195 192V195H197V197L198 198H202L204 201H206V203L208 202V203H210V202H212L211 204H213V203H216L217 204V202L216 201H222L221 199H220V197H219V195H221L222 196V194H223V192H225L224 190H227L228 191V189H230L229 191V193H231V190L233 191V193L228 197L227 195H226V193H227V191H226V193H225V195L228 197V199L229 200H231L232 199V201H229V202H227L228 201V199H227V201H225V202H227L228 204H229V206L230 207H228L229 208V210H228V213L227 214H229V217L231 218V217H234V219H235V223H234V229H233V234L227 239V241H226V243L224 244V243H222L221 245H220V250H219V252H218V258H220L219 259V261L217 262V263H215V261H214V263L215 264H263L264 263V15L262 14V17L260 16V18L262 19L261 20V22L260 23H258V21H257V19L255 20V19H253V16H252V19H251V17L250 18H246V17H244ZM72 19V18H71ZM82 19L80 18V22H83L82 21ZM91 19V18H90ZM91 19V20H92ZM95 19V18H94ZM104 19V18H103ZM127 19H128V17H127ZM140 19H141V17H140ZM145 20H146V17L144 18ZM150 19V18H149ZM147 20V22L148 21H150V20ZM183 19V18H182ZM227 19V18H226ZM28 20V19H27ZM50 20V19H49ZM52 20V19H51ZM87 20V19H86ZM86 20H84L85 22H86ZM91 20H90V22H89V20L87 21L89 24H91ZM138 20V19H137ZM143 20V19H142ZM152 20H154V19H152ZM160 20V19H159ZM179 20V19H178ZM197 20V19H196ZM196 20H194L195 22H196ZM218 20V19H217ZM227 20H230L229 18L227 19ZM239 20V19H238ZM11 21H14L15 23H11ZM38 21V19L36 20V22ZM42 22H43V18H42V20H41ZM45 21V20H44ZM64 21H65V19H64ZM68 21H69V19H68ZM67 21V22H68ZM72 21V20H71ZM78 21V20H77ZM76 20L74 21L75 23L77 22ZM100 21H102V20H100ZM126 21H128V20H126ZM132 21V20H131ZM183 21H184V19H183ZM187 21V20H186ZM186 21H184L183 23L185 24V22ZM194 21L192 20L191 22H193L194 23ZM198 21H199V19H198ZM212 21V20H211ZM219 21V20H218ZM217 21V22H218ZM223 21H224V23H223ZM231 21V20H230ZM46 22H48V21H46ZM59 22V21H58ZM60 22H61V20H60ZM66 22V21H65ZM64 22V23H65ZM66 22V23H67ZM98 22V21H97ZM125 22V21H124ZM123 22V23H124ZM144 22V21H143ZM142 22V23H143ZM146 22V23H147ZM154 22V21H153ZM152 22V23H153ZM32 23H34V22H32ZM39 23V22H38ZM110 23V24H109ZM125 23H127V22H125ZM125 23H124V25H125ZM156 23V22H155ZM171 22H169V24H170ZM189 23V22H188ZM198 23H200V22H198ZM232 23H233V21H232ZM257 23V24H256ZM36 24V23H35ZM48 24V23H47ZM50 24H53V23H50ZM60 24V23H59ZM74 24V23H73ZM81 24V23H80ZM79 24V25H80ZM117 24V25H116ZM128 24V23H127ZM127 24H126V26H127ZM151 24V23H150ZM165 24V23H164ZM164 24H162V25H164ZM184 24H182V25H184ZM210 24H212V22L210 23ZM220 24V23H219ZM218 24V25H219ZM230 24V23H229ZM259 24V25H258ZM40 25V24H39ZM38 25V26H39ZM57 25V24H56ZM55 25V26H56ZM82 25V24H81ZM85 25V24H84ZM92 25H94L93 23L91 24V25H85V26H81V28H78V30L77 31H79L78 33L79 34H81L80 36L81 37H83V35L82 34H84L85 32H88L89 33V31L92 29V30H97V29H93V27H96V25L95 26H92ZM144 25H146L147 26V24H144ZM158 25V24H157ZM159 25H161V24H159ZM167 25V24H166ZM187 25V24H186ZM190 25V24H189ZM192 25V24H191ZM194 25H195V23H194ZM201 25V24H200ZM232 25V24H231ZM254 25V26H255ZM36 26H37V24H36ZM53 26H54V24H53ZM52 26V27H53ZM54 26V27H55ZM59 27H60V25H58ZM65 26V25H64ZM71 26V25H70ZM128 26H130V25H128ZM195 26H197V24L195 25ZM49 27H51V26H49ZM52 27H51V29H52ZM57 27V26H56ZM61 27H63V25H61ZM61 27L59 28V29H61ZM67 27V26H66ZM72 27V26H71ZM74 27V26H73ZM76 27V26H75ZM79 27V26H78ZM92 27V28H91ZM98 27V26H97ZM121 27V26H120ZM154 27V26H153ZM159 27V26H158ZM175 27V26H174ZM178 27V26H177ZM188 27H190V26H188ZM188 27H186V28H188ZM193 26H191L189 29H190V31H191V28H192ZM213 27V26H212ZM235 27V26H234ZM41 28V27H40ZM39 28V29H40ZM58 28V27H57ZM90 28V29H89ZM98 28H100V27H98ZM124 28V27H123ZM128 28V27H127ZM139 28H140V25H139ZM138 27H137V29H139ZM141 28H142V26H141ZM140 28V29H141ZM169 28V27H168ZM183 28H185V27H183ZM186 28L185 29H183V30H186ZM195 27H193V29H194ZM217 28V27H216ZM220 28H217V29H220ZM226 28H227V26H226ZM225 27H223L222 29H226ZM236 28V27H235ZM255 28V27H254ZM254 28H253V30H254ZM48 29V28H47ZM54 29V28H53ZM66 29V28H65ZM70 29V28H69ZM68 29V30H69ZM89 29V30H88ZM146 29V28H145ZM145 29H144V31H145ZM149 29V28H148ZM157 29V28H156ZM175 29H177V28H175ZM197 29V28H196ZM221 29V30H222ZM227 29H229L230 30V27L229 28H227ZM226 29V30H227ZM239 29V28H238ZM50 30V29H49ZM85 30H88V31H85ZM134 30H135V28H134ZM134 30H129V33H132V32H130V31H134ZM174 30V29H173ZM221 30H219V33H221L222 34V32L224 31V30H222V32H220ZM226 30L224 31V33H229V34H231L232 32H233V30H232V32L230 33V31H228V32H226ZM240 30H241V28H240ZM242 30V31H243ZM37 31H39V30H37ZM36 31V32H37ZM48 31V30H47ZM54 31L55 30H52V34H54ZM72 31H74V30H72ZM77 31H75V32H73L72 34H74V33H76ZM85 31V32H84ZM100 31V32H101ZM126 31V30H125ZM143 31V30H142ZM141 31V32H142ZM157 31V30H156ZM163 31V30H162ZM195 31V30H194ZM201 31V30H200ZM34 32V33H33ZM58 32V31H57ZM61 31H59L58 33H60ZM63 32V31H62ZM65 32V31H64ZM97 32V31H96ZM95 32V33H96ZM103 32V33H104ZM119 32V31H118ZM150 32V31H149ZM157 32H159V30L157 31ZM185 31H183V33H184ZM237 32V31H236ZM251 32V31H250ZM254 32V31H253ZM254 32V33H255ZM46 33V31L45 32H43V36H44V38H46L47 36H45L44 34ZM56 33V32H55ZM66 33V32H65ZM98 33V32H97ZM134 33V32H133ZM136 33V32H135ZM134 33V34H135ZM137 33H139V30H138V32ZM143 33V32H142ZM142 33L140 34L139 33V35H138V37H142L141 35H142ZM145 33V32H144ZM143 33V34H144ZM161 33V32H160ZM182 33V32H181ZM187 33H188V31H187ZM240 33V32H239ZM70 34V33H69ZM105 34V33H104ZM122 34V33H121ZM126 34L127 35H130V34H128L127 32H126ZM151 34V33H150ZM176 34V33H175ZM178 34V33H177ZM227 34H225V35H227ZM248 34H249V32H248ZM46 35H50V34H46ZM71 35V34H70ZM89 35V34H88ZM99 35V34H98ZM132 35V34H131ZM130 35V36H131ZM145 35V34H144ZM161 35V34H160ZM174 35V34H173ZM179 35H181V34H179ZM178 35V36H179ZM185 35V34H184ZM183 35V37H187V36H184ZM241 35H242V33H241ZM254 35V34H253ZM39 36V35H38ZM51 36H53V35H51ZM58 36V35H57ZM60 36V35H59ZM58 36V37H59ZM73 36V35H72ZM76 36V35H75ZM79 36V37H80ZM87 36V35H86ZM136 36V35H135ZM145 36H149V35H145ZM145 36L143 37V38H145ZM152 36H154V35H152ZM162 36V35H161ZM168 36V35H167ZM175 36V35H174ZM191 36V35H190ZM192 36H194V34L192 35ZM200 36H202L203 37V35H200ZM232 36H231V38H230V40L232 39ZM56 37V36H55ZM58 37H57V40L59 41V39H58ZM67 37V36H66ZM65 37V38H66ZM68 37H71V36H68ZM74 37V36H73ZM79 37H74V38H69V40H68V43H70L71 44V47H72V49H73V51L74 50H76V48L75 47H77V46H79V43H77V45H76V42H78L79 41ZM90 37V36H89ZM113 37V38H112ZM120 37H122V36H120ZM133 37V36H132ZM150 37V36H149ZM170 37V36H169ZM202 37H201V39H202ZM217 37H219V36H217ZM229 37V36H228ZM228 37H226V38H228ZM248 37H249V35H248ZM44 38H42V39H44ZM62 38V37H61ZM76 38H79L78 40L76 39ZM128 38V37H127ZM147 38V37H146ZM171 38H173V37H171ZM188 38V37H187ZM222 38V37H221ZM220 38V39H221ZM224 38H225V36H224ZM243 39L242 41H240L239 39ZM42 39H41V41H42ZM48 39H51V37H49ZM53 39H54V36H53ZM113 39L115 40V42H116V44H115V42H113ZM139 39V38H138ZM180 39H182V38H180ZM185 39V38H184ZM199 38H197V40H198ZM209 39V38H208ZM210 39H211V37H210ZM219 39V40H220ZM245 39H246V41H248L247 40V38L245 37ZM250 39V38H249ZM45 40H47V38L45 39ZM56 39H55V41H57ZM62 40V39H61ZM65 40V39H64ZM67 40V39H66ZM88 40V39H87ZM86 39H81L80 41H84V42H81V43H86V45L88 44L86 41H87ZM158 41H159V39H157ZM166 40V39H165ZM190 40V39H189ZM222 40L223 39H221V42H222ZM38 41V40H37ZM41 41H38V45L37 46H40V44H39V42H41ZM48 41V40H47ZM51 41V40H50ZM53 42V41H51V42H53V43H51V44H56L57 45V43L56 42ZM138 41V40H137ZM178 41V40H177ZM191 41V40H190ZM189 41V42H190ZM193 41V40H192ZM229 41V40H228ZM228 41H227V43H228ZM252 41V40H251ZM36 42V41H35ZM65 42V41H64ZM67 42V41H66ZM43 43H44V41H43ZM46 43H48L47 44V47H46V49H48V48H53V47H50V45L51 44H49V42H46ZM196 43V42H195ZM194 43V44H195ZM201 43H202V41H201ZM52 45V46H56V45ZM104 44V45H103ZM106 44V45H105ZM168 44V43H167ZM171 44V43H170ZM176 44V43H175ZM175 44H173V45H175ZM203 44H204V42H203ZM249 44V43H248ZM45 45V44H44ZM58 45H61V44H58ZM76 45V46H75ZM85 45V44H84ZM85 45V46H86ZM183 45V44H182ZM188 45V44H187ZM191 45V44H190ZM199 45V44H198ZM230 45V44H229ZM231 45V46H232ZM234 45H233V47L232 48H234ZM251 45V44H250ZM46 46V45H45ZM45 46H42L41 45V47H45ZM75 46V47H74ZM245 46V47H244ZM57 47H60L59 49H61V46H57ZM56 47V48H57ZM64 47V46H63ZM63 47H62V49H63ZM80 47V46H79ZM78 47V48H79ZM82 48L84 47V46H81ZM80 47V49L82 50V48ZM123 48L122 49H124V45L122 46ZM126 47V46H125ZM178 47H180V46H178ZM182 47V46H181ZM188 47H189V45H188ZM192 47V46H191ZM225 47V46H224ZM77 48V50H76V56L79 58V56H81V55H85V53H86V51H85V53H84V50H80L81 52H79L78 49ZM86 48H88V47H85V49ZM226 48V47H225ZM184 49H186V47L184 48ZM227 49H228V46H227ZM238 49V48H237ZM43 50V49H42ZM121 50V49H120ZM126 50V49H125ZM167 50V49H166ZM214 50V49H213ZM226 50V49H225ZM231 50V49H230ZM57 51H58V49H57ZM87 51H89V49H87ZM177 51V50H176ZM186 51V50H185ZM190 51V50H189ZM228 51H229V49H228ZM233 51V50H232ZM90 52V51H89ZM179 52V51H178ZM68 53V52H67ZM81 53V54H80ZM83 53V54H82ZM187 53V52H186ZM199 53H200V51H199ZM204 53V52H203ZM202 53V54H203ZM227 53V52H226ZM236 53V52H235ZM237 53H239L238 51H237ZM241 53V54H242ZM49 55H51L50 53H48ZM87 55H88V52L86 53ZM149 54H150V52H149ZM185 54V53H184ZM205 54V53H204ZM225 54V53H224ZM64 55H66V56H64ZM87 55L85 56V58L87 57ZM91 55V54H90ZM129 55H130V53H129ZM147 55V54H146ZM145 55V56H146ZM151 55V54H150ZM176 55V54H175ZM46 56V57H45ZM92 56V55H91ZM90 56V57H91ZM179 56V55H178ZM231 56H233V55H231ZM42 57H43V59H42ZM74 57V56H73ZM81 57H83V56H81ZM125 57V56H124ZM177 57V56H176ZM188 57V56H187ZM203 57V56H202ZM208 57V56H207ZM242 57H244L243 56V54H242ZM84 58V57H83ZM167 58V57H166ZM197 58H199V57H197ZM232 58V57H231ZM238 58H239V56H238ZM87 59H89V58H87ZM91 59H92V57H91ZM92 59V60H93ZM178 59H179V57H178ZM62 60V59H61ZM70 60V59H69ZM68 60V61H69ZM180 60V59H179ZM182 60H184V59H182ZM232 60V59H231ZM241 60V59H240ZM59 61V60H58ZM81 61V60H80ZM91 61V60H90ZM176 61V60H175ZM181 61V60H180ZM190 61V60H189ZM194 61V60H193ZM229 61V60H228ZM178 62V61H177ZM88 63V62H87ZM107 63V62H106ZM112 63V62H111ZM111 63H109V64H111ZM115 63V62H114ZM182 62H179V66H180V64H181ZM183 63H184V61H183ZM188 63V62H187ZM228 63V62H227ZM242 63V62H241ZM19 64H21V65H23V67L25 66V68L27 69H30V71L31 70H40L41 71V69H42V71H44V67H50V68H52V69H57L58 71H53V75L52 76H46L45 77V75H42L43 77V79H45V78H50L49 79V81L48 82H44V83H42V82H34V80L32 81V80H30V79H26V77H25V70H24V72L21 70V68L18 66ZM56 64V65H55ZM76 64V63H75ZM86 64V63H85ZM91 64V63H90ZM89 64V65H90ZM94 63L92 64V65H95ZM189 64V63H188ZM232 64V63H231ZM236 64V63H235ZM234 64V65H235ZM55 65V66H54ZM103 65V64H102ZM173 65V64H172ZM171 65V66H172ZM186 65V64H185ZM237 65L238 64H236L235 66L237 67ZM55 67V68H53V67ZM96 66V65H95ZM104 66V65H103ZM175 66V65H174ZM173 66V67H174ZM182 66V65H181ZM232 66V65H231ZM84 67V66H83ZM94 67V66H93ZM111 67V66H110ZM44 68V69H43ZM91 68V67H90ZM96 68V67H95ZM181 68V67H180ZM235 68V67H234ZM242 68V67H241ZM74 69V68H73ZM89 69V68H88ZM102 69V68H101ZM174 69V68H173ZM177 68H175V70H176ZM224 69V68H223ZM231 69V68H230ZM47 70V69H46ZM48 70H50V69H48ZM106 70V69H105ZM111 70V69H110ZM232 70V69H231ZM30 71H28V72H30ZM52 71V70H51ZM113 71V70H112ZM124 71V70H123ZM174 71V70H173ZM228 71L230 72V70H229V67H228ZM233 71H234V69H233ZM33 72V71H32ZM90 72V71H89ZM91 72H93V71H91ZM90 72V73H91ZM103 72V71H102ZM101 72V73H102ZM109 72V71H108ZM158 72V71H157ZM175 72V71H174ZM239 72V71H238ZM27 73V72H26ZM41 73V72H40ZM50 73V72H49ZM232 73V72H231ZM231 73H230V75H231ZM6 74V73H5ZM36 74V73H35ZM44 74H46V72H44ZM94 74V73H93ZM100 74V73H99ZM229 74V73H228ZM235 74V73H234ZM33 75V74H32ZM38 75V74H37ZM37 75H36V77H37ZM50 75H51V73H50ZM85 75V74H84ZM155 75V74H154ZM58 76H64V78L62 79L63 81H62V83H65L64 85H60V83H57V81L58 82H60L59 81V78H58ZM23 77V78H22ZM31 77V76H30ZM29 77V78H30ZM94 77V75L92 76V78ZM97 77H98V74H97ZM180 77H182V76H180ZM234 77V78H233ZM8 78V77H7ZM32 78V77H31ZM91 78V79H92ZM94 78H96V74H95V77ZM0 79H1V77H0ZM60 79V80H61ZM77 79V78H76ZM97 79V78H96ZM6 80V79H5ZM37 80H38V78H37ZM89 80V79H88ZM2 81V80H1ZM0 81V82H1ZM8 81V80H7ZM11 81V80H10ZM41 81V80H40ZM77 81V80H76ZM3 82V81H2ZM1 82V83H2ZM9 82V81H8ZM90 82H92V80H90ZM184 82V81H183ZM69 84V86H70V89H69V91L68 92H66L65 90H64V88L66 87V84ZM180 83H181V81H180ZM77 84V83H76ZM6 85V84H5ZM181 85V84H180ZM192 85V84H191ZM4 86V85H3ZM123 86V85H122ZM196 86V85H195ZM181 87V86H180ZM184 87H185V85H184ZM133 88V87H132ZM121 89V88H120ZM126 89V88H125ZM84 90V91H83ZM121 90H123V89H121ZM13 91V90H12ZM85 91L87 92L86 93V95L84 96V95H82V97H79V93L80 92H84L85 93ZM125 91V90H124ZM14 92V91H13ZM16 92V91H15ZM118 92V91H117ZM121 92V91H120ZM182 92H184V90H182ZM11 91H10V88L9 89H3V88H1L0 89V96L2 97V103H0V108H3V109H5V110H7L8 109V111L10 110V109H16V106H15V100H13L14 98L11 96L10 97V95H11ZM119 93V92H118ZM189 93V92H188ZM114 94H115V92H114ZM242 94V93H241ZM22 95V94H21ZM20 95V96H21ZM202 95V94H201ZM238 95V94H237ZM243 95V96H244ZM16 96V95H15ZM18 96V95H17ZM29 96H30V94H29ZM100 96V95H99ZM119 96V95H118ZM231 96V95H230ZM103 97H105L104 95H103ZM103 97H101V98H103ZM107 97V99H108V96H106ZM17 98H19V97H17ZM99 98V97H98ZM111 99H113L112 97H110ZM241 98V97H240ZM24 99H25V97H24ZM115 99H117V98H115ZM18 100V99H17ZM21 100H22V98H21ZM34 100V99H33ZM100 100V99H99ZM102 100V99H101ZM103 100H105V99H103ZM106 101V100H105ZM122 101V100H121ZM125 101H127V106H129V104H128V99H126ZM22 102V101H21ZM124 102V101H123ZM199 102V101H198ZM118 103V102H117ZM222 103V102H221ZM119 104V103H118ZM238 104V103H237ZM25 105V104H24ZM132 104H130V106H131ZM215 105V104H214ZM239 105V104H238ZM102 106V105H101ZM105 106V105H104ZM109 106V105H108ZM112 107H113V104L111 105ZM115 106V105H114ZM123 106H125V105H123ZM235 106V105H234ZM119 107V105L118 106H116V109ZM134 106L132 105V108H133ZM151 107V106H150ZM200 107V106H199ZM104 108V107H103ZM131 108V107H130ZM156 108V107H155ZM205 108V107H204ZM233 108V107H232ZM244 108V107H243ZM106 109H107V107H106ZM120 109H121V107H120ZM123 109H125V107L123 108ZM128 109V108H127ZM134 109V108H133ZM158 109V108H157ZM160 109V108H159ZM4 110V111H5ZM26 110H27V108H26ZM29 110V109H28ZM101 110H103V109H101ZM109 111L110 110H113V108L112 109H108ZM219 110H220V107H219ZM231 110V109H230ZM0 142H3V141H5V140H7V139H10V143H9V148L11 149V151H14L16 154H18V155H21V157H24V158H29L30 160H32V162H34L35 164H37V165H39V166H41V167H46V165L47 166H52V163H54V164H56L57 166H59L57 163H59V160L54 156V155H52L49 151H47V149L45 150L44 148H43V146H40L41 144L40 143H35L34 141V138L35 137H33V138H31L30 139V137L28 136L29 135V133H25L21 128H19V126L20 125H22V124H20L19 126L17 125V124H15V123H13L12 121H11V119L9 118V116L11 115H9L8 113L9 112H7V113H4V112H2V110L0 109ZM86 111V110H85ZM95 111H97V110H95ZM98 111H99V109H98ZM122 111V110H121ZM120 111V112H121ZM124 111V110H123ZM128 111V110H127ZM132 111V110H131ZM165 111V110H164ZM210 111V110H209ZM218 111V110H217ZM216 110H215V112H217ZM17 112V111H16ZM15 112V113H16ZM22 112V111H21ZM29 112H31V111H29ZM33 112V111H32ZM32 112H31V115H32ZM100 112V111H99ZM105 112V111H104ZM113 112H114V110H113ZM119 112V111H118ZM125 112H126V110H125ZM129 112V111H128ZM215 112H214V115H216L215 114ZM226 112V111H225ZM11 113V112H10ZM14 113V114H15ZM19 113V112H18ZM26 113V112H25ZM24 113V114H25ZM35 113V112H34ZM77 113H78V111H77ZM116 114H117V112H115ZM123 113V112H122ZM127 113V112H126ZM130 113V112H129ZM218 113V112H217ZM229 113V112H228ZM236 113H237V111H236ZM7 114L9 115V116H7ZM13 114V113H12ZM19 114H22L23 116H24V114L23 113H19ZM94 114H96L97 115V113H94ZM106 114H107V112H106ZM109 114V113H108ZM111 114V113H110ZM251 114V113H250ZM256 114V113H255ZM16 115V114H15ZM124 115V114H123ZM123 115H122V118H123ZM129 115V114H128ZM203 115V114H202ZM205 115V114H204ZM213 115V114H212ZM235 115V114H234ZM12 116V115H11ZM21 116V115H20ZM29 116V115H28ZM38 116H40L39 114H38ZM82 116V115H81ZM111 116V115H110ZM125 116V115H124ZM156 116V115H155ZM198 116V115H197ZM217 116V115H216ZM229 116H230V114H229ZM237 115H235V117H236ZM17 117H18V115H17ZM27 117V116H26ZM33 117V116H32ZM36 117V116H35ZM77 117V116H76ZM80 117V116H79ZM78 117V118H79ZM119 117V116H118ZM169 117V116H168ZM167 117V118H168ZM211 117V116H210ZM255 117H256V115H255ZM13 118H15V116L13 117ZM28 118V117H27ZM30 118V117H29ZM125 118H128L127 116L125 117ZM174 118V117H173ZM237 118V117H236ZM21 119V118H20ZM24 119V118H23ZM33 119V118H32ZM43 119V118H42ZM181 119V118H180ZM202 119V118H201ZM218 119V118H217ZM37 120V119H36ZM46 120V119H45ZM119 120V119H118ZM128 121H129V119H127ZM155 120V119H154ZM164 120V119H163ZM248 120V119H247ZM29 121H31V120H29ZM34 121V120H33ZM110 121V120H109ZM108 121V122H109ZM127 121V122H128ZM156 121V120H155ZM188 121V120H187ZM196 121V120H195ZM233 121V120H232ZM241 121V120H240ZM41 122V121H40ZM45 122V121H44ZM47 122H49V120H47ZM93 122V121H92ZM159 122V121H158ZM202 122H204V121H202ZM20 123V122H19ZM82 123V122H81ZM118 123V122H117ZM131 123V122H130ZM204 123H206V122H204ZM209 123V122H208ZM214 123V122H213ZM220 123V122H219ZM246 123V122H245ZM39 124H41V126H42V123H39ZM95 124V123H94ZM231 124V123H230ZM231 124V125H232ZM247 124V123H246ZM44 125H45V127L46 126H48V125H46V124H43V127H44ZM147 125V124H146ZM210 125H211V123H210ZM24 126V125H23ZM40 126V125H39ZM38 126V127H39ZM54 126V125H53ZM56 126V125H55ZM55 126H54V128H55ZM92 126V125H91ZM109 125H107V123H105V122H102V123H100L99 125L97 124V131L100 133V137L103 139V138H107V139H111L112 138V133H111V131L109 130V127H108ZM145 126V125H144ZM143 126V127H144ZM149 126V125H148ZM176 126V125H175ZM174 126V127H175ZM194 126V125H193ZM196 126V125H195ZM209 126V125H208ZM212 126V125H211ZM210 126V127H211ZM246 126V125H245ZM43 127H42V130H43ZM61 127V128H62ZM96 127H95V129H96ZM154 127V126H153ZM182 127V126H181ZM191 127V126H190ZM197 127V126H196ZM201 127V126H200ZM213 127H214V125H213ZM213 127H212V129H213ZM24 128V127H23ZM112 128V127H111ZM171 128V127H170ZM247 128V127H246ZM41 129V128H40ZM45 129V128H44ZM48 129V128H47ZM148 129H150V128H148ZM192 129V128H191ZM211 129V128H210ZM24 130H26V129H24ZM46 130V129H45ZM140 130V129H139ZM185 130V129H184ZM195 130V129H194ZM197 130V129H196ZM195 130V131H196ZM202 130V129H201ZM57 131V130H56ZM67 131V132H66ZM114 131V130H113ZM167 131H168V129H167ZM176 131V130H175ZM188 131V130H187ZM214 131V130H213ZM212 131V132H213ZM219 131H218V133H219ZM246 131H248V129H246ZM43 132V131H42ZM47 132H48V130H47ZM128 132V131H127ZM139 132V131H138ZM160 132V131H159ZM172 132V131H171ZM197 132V131H196ZM204 132V131H203ZM207 132V131H206ZM242 132V131H241ZM240 132V133H241ZM44 133V132H43ZM48 133H50V132H48ZM52 133H54V132H52ZM184 133H187V132H184ZM188 133H190V132H188ZM238 133V132H237ZM178 134H179V132H178ZM192 134V133H191ZM190 134V135H191ZM199 134V133H198ZM203 134V133H202ZM201 134V136H203ZM212 134H214V132L212 133ZM53 135H55V134H53ZM114 135V134H113ZM169 135V134H168ZM189 135V134H188ZM194 135V134H193ZM192 135V136H193ZM211 135V134H210ZM215 135H217V133H215ZM224 135V134H223ZM226 135H224L225 137H226ZM239 135V134H238ZM31 136V135H30ZM61 136V135H60ZM171 136V135H170ZM177 136V135H176ZM183 136H185V135H183ZM187 136V135H186ZM200 136V135H199ZM205 136H206V134H205ZM205 136L204 137H202L201 139L202 140H204L205 139ZM208 136V135H207ZM214 136V135H213ZM237 136V135H236ZM55 137V136H54ZM178 137V136H177ZM211 137L212 136H210L209 138H210V141H212L211 140ZM217 137V136H216ZM216 137H215V139L213 138V140H215L216 141ZM52 138V137H51ZM158 138V137H157ZM167 138H169V137H167ZM174 138V137H173ZM179 138H181V137H179ZM229 138H231V136H229ZM241 139V137H240V135L239 136H237V139ZM34 141H33V140ZM37 139H39V137L37 138ZM130 139V138H129ZM159 139V138H158ZM165 139V138H164ZM164 139H163V141H164ZM188 139V138H187ZM195 139V138H194ZM198 139H199V137H198ZM40 140H41V138H40ZM174 140H176L175 138H174ZM178 140V139H177ZM176 140V141H177ZM202 140H198V141H200V143L202 142ZM229 140V142H227ZM51 141V140H50ZM55 141V140H54ZM67 141H69V140H67ZM92 141H94V142H92ZM106 141H108V140H106ZM149 141V140H148ZM189 141V140H188ZM206 141V140H205ZM209 141V142H210ZM38 142H41V141H38ZM92 142V143H91ZM139 142V141H138ZM156 142V141H155ZM154 142V143H155ZM160 142V141H159ZM162 142V141H161ZM171 142H172V140H171ZM190 142V141H189ZM204 142V141H203ZM208 142V141H207ZM206 142V143H207ZM213 142V141H212ZM211 142V143H212ZM219 142V143H220ZM233 142V141H232ZM233 142V143H234ZM46 143V142H45ZM81 143V142H80ZM85 143V142H84ZM83 143V144H84ZM101 143V142H100ZM113 143V142H112ZM153 143V144H154ZM166 144H167V142H165ZM169 143H170V141H169ZM187 143V142H186ZM146 144V143H145ZM181 144V143H180ZM213 144H214V142H213ZM216 144V143H215ZM44 145V144H43ZM47 145V144H46ZM171 145V144H170ZM177 145V144H176ZM179 145V144H178ZM184 145V144H183ZM186 145V144H185ZM193 145V144H192ZM202 145V144H201ZM201 145H199V147H200V149H199V147H198V150L197 151H194L196 154H197V152H199V150H201ZM203 145H207V144H203ZM221 145H217V146H221ZM234 145V144H233ZM52 146V145H51ZM81 146V145H80ZM92 146H94V147H92ZM105 146V145H104ZM116 146V145H115ZM173 146H175V144L173 145ZM182 146V145H181ZM191 146V145H190ZM195 146V145H194ZM108 147V146H107ZM170 147V146H169ZM184 147V146H183ZM193 147V146H192ZM207 147V146H206ZM205 147V148H206ZM210 147V146H209ZM214 147V146H213ZM216 147V146H215ZM85 148V147H84ZM165 148V147H164ZM229 148V149H228ZM52 149V148H51ZM80 149V148H79ZM114 149V148H113ZM112 149V150H113ZM147 149V148H146ZM166 149V148H165ZM175 149V148H174ZM188 149H189V147H188ZM210 149V148H209ZM232 149V150H233ZM83 150V149H82ZM106 150H107V148H106ZM117 150V149H116ZM153 150V149H152ZM160 150V149H159ZM162 150V149H161ZM178 150V149H177ZM191 150V149H190ZM194 150V149H193ZM202 150H204V148L202 149ZM201 150V151H202ZM206 150V149H205ZM216 150V149H215ZM52 151V150H51ZM93 151H90V152H92L93 153ZM171 151V150H170ZM174 151V150H173ZM176 151V150H175ZM185 153V151H183V150H180V154H182L183 155V153ZM214 151V150H213ZM79 152V151H78ZM89 152V154L88 155H90V154H92V153H90ZM108 152L110 153V151L108 150ZM154 153H155V151H153ZM152 152V153H153ZM163 152V151H162ZM167 152V151H166ZM165 152V153H166ZM172 152V151H171ZM171 152H170V154H171ZM178 152V151H177ZM187 152V151H186ZM203 152H205V151H203ZM218 153V150L217 151H214V153ZM53 153L55 154V152L53 151ZM88 153V152H87ZM100 153V152H99ZM117 153H119V152H117ZM116 153V154H117ZM152 153H150L151 155H152ZM160 153H161V151H160ZM178 153V154H179ZM188 153H189V151H188ZM187 153V154H188ZM190 153H192V152H190ZM206 153H207V151H206ZM211 153H212V151H211ZM214 153H213V155H214ZM237 153V154H236ZM85 154V153H84ZM94 154V153H93ZM107 154V153H106ZM140 154V153H139ZM149 154V153H148ZM156 154V153H155ZM175 154H177V153H175ZM187 154H185L184 156H186ZM195 154V155H196ZM202 154V153H201ZM201 154H198V155H196V156H201ZM114 155V154H113ZM167 155H169V154H166L165 156H167ZM172 155V154H171ZM171 155L169 156V157H171ZM173 155H174V153H173ZM192 155H193V153H192ZM203 155V154H202ZM95 156V155H94ZM100 156V155H99ZM110 156V155H109ZM115 156V155H114ZM148 156V155H147ZM164 155L162 156V157H165ZM178 156V155H177ZM188 156H189V154H188ZM191 156V155H190ZM218 156V157H219ZM229 156V158H227ZM143 157V156H142ZM141 157V158H142ZM168 157V158H169ZM182 157V156H181ZM203 157V156H202ZM204 157H206V155H204ZM209 157H210V155H209ZM215 157V156H214ZM213 156H212V158H214ZM238 157V156H237ZM94 158V157H93ZM96 159H99V157L97 156V157H95ZM149 158V157H148ZM152 158V157H151ZM173 158V157H172ZM188 159H189V157H187ZM187 158H185V159H187ZM191 158L192 159H194L193 158V156H191ZM190 158V159H191ZM196 158V157H195ZM198 158V157H197ZM212 158H210V159H212ZM109 159V158H108ZM107 159V160H108ZM114 159V158H113ZM154 159L158 162H161L162 163V160L164 159V158H161V154L159 155H156V156H154ZM178 159H180V158H178ZM182 159V158H181ZM198 159H202V158H198ZM204 159V158H203ZM215 159L216 158H214V161H215ZM226 159H228V160H226ZM111 160V159H110ZM124 160V159H123ZM149 161V160H148ZM150 161H151V159H150ZM154 161V160H153ZM168 161H170V160H168ZM173 161V160H172ZM186 160H184V163H186L185 162ZM193 160H191V162H192ZM198 162V160L197 159H195L193 162ZM203 161V160H202ZM213 160H212V162H214ZM216 161V162H217ZM107 162V161H106ZM116 162V161H115ZM122 162V161H121ZM120 162V163H121ZM128 162V161H127ZM126 162V163H127ZM133 162V161H132ZM143 162V161H142ZM155 162V161H154ZM177 162V161H176ZM188 163L187 164H190L189 163V161H187ZM207 162V161H206ZM209 162H211V160L209 161ZM238 162V161H237ZM108 163V162H107ZM114 163V162H113ZM118 163H119V161H118ZM119 163V164H120ZM235 163V164H234ZM78 164V163H77ZM103 164V163H102ZM106 164V163H105ZM104 164V165H105ZM109 164V163H108ZM116 164H117V162H116ZM123 164V163H122ZM121 164V165H122ZM129 164V163H128ZM138 164V163H137ZM146 164V163H145ZM144 164V165H145ZM167 164V163H166ZM173 164V163H172ZM206 164V163H205ZM211 164V163H210ZM81 165V164H80ZM111 165V164H110ZM113 165V164H112ZM118 165V164H117ZM124 165V164H123ZM122 165V166H123ZM182 165V164H181ZM195 165H196V163H195ZM77 166V165H76ZM120 166V165H119ZM118 166V167H119ZM121 166V167H122ZM126 166H127V164H126ZM125 166V167H126ZM141 166V168H142V165H140ZM166 166V165H165ZM174 166H175V164L172 166V169L173 170H175L174 169ZM194 166V165H193ZM199 166V165H198ZM89 167V166H88ZM108 167V166H107ZM131 167H133V164H132V166ZM134 167H136L137 168V166H136V164H135V166ZM168 167V166H167ZM123 168V167H122ZM145 168V167H144ZM148 168V167H147ZM201 168H204L205 169V166L203 165V167H202V164H201V166H200V170H201ZM84 169V168H83ZM90 169V168H89ZM88 169V170H89ZM107 169V168H106ZM111 170H112V168H110ZM115 169V168H114ZM119 169V168H118ZM183 169H184V171H183ZM194 169V168H193ZM116 170V169H115ZM157 170V169H156ZM199 170V171H200ZM142 171V170H141ZM149 171V170H148ZM147 171V172H148ZM194 171H195V169H194ZM202 171V170H201ZM81 172H82V174H83V171L81 170ZM94 172V171H93ZM105 172V171H104ZM109 172V171H108ZM150 172V171H149ZM89 173H91V172H89ZM95 173V172H94ZM122 173V172H121ZM121 173H119V176L121 175ZM156 173V172H155ZM161 173V172H160ZM87 174V173H86ZM85 173H84V175H86ZM113 174V173H112ZM141 174V173H140ZM144 174V173H143ZM148 174V173H147ZM93 175V174H92ZM96 174H94V176H95ZM114 176L116 175H118L117 173L116 174H113ZM146 175V174H145ZM87 177H85L84 179H82V180H79V181H73L72 180V184L71 185H73L74 187H85V186H88V185H86V184H89L90 183V185H92L91 184V178H92V176H91V174L90 175H86ZM102 176H106L105 174L103 175L102 174ZM112 176V175H111ZM111 176H107V177H111ZM125 176V175H124ZM153 176V175H152ZM72 177V179L75 177V176H71ZM70 176H69V178H71ZM96 177H98L97 178V181L99 180V177H101L100 175H98V176H96ZM102 178V180L103 179H108L107 177H105V178ZM149 177V176H148ZM68 178V179H69ZM79 177H77V179H78ZM117 178V177H116ZM120 178V177H119ZM119 178H118V180H119ZM151 179L153 178V177H150ZM80 179V178H79ZM94 180L96 179L95 177L93 178ZM92 179V180H93ZM155 179V178H154ZM166 179V178H165ZM20 180V179H19ZM101 180V181H102ZM109 180V179H108ZM156 180V179H155ZM161 180V179H160ZM66 181H67V178H66ZM71 180H69V182H70ZM96 181V182H97ZM107 181V180H106ZM105 181V182H106ZM24 182V181H23ZM95 181H94V183L95 184H97ZM103 182V181H102ZM152 182V181H151ZM165 182V181H164ZM26 183V182H25ZM25 183H22V180L20 181V182H18V183H16V182H14V185L16 186V190H18L19 192V200H18V202H16L13 206H14V208L11 210V211H9V212H7V210L5 209V207L4 206H2L1 204H0V229L2 230V232H3V238H4V242L5 243H7L8 244V246H11L20 256H21V258L22 259H24V262L25 261H27V262H30V264H94L95 262H96V256H97V259L99 258V256H100V261H97L98 262V264H125L124 262L126 261V263H129L128 261H131L130 259H136L135 258V255H134V253H133V251H135V250H133V249H135L134 248V246H136V250L138 249L137 248V246H138V244H140V242H139V240L137 241V239H135V237L137 236V234H136V236H134V240H135V242L133 241V238H130V236H131V234H133L134 232H132L131 233V231H134L132 228V230L130 231V227H129V225H128V227L129 228H127L126 229V223L124 222V221H119V219L117 218V219H115L116 218V215L115 214H119V213H117L116 211V213L114 214L112 211H113V207L111 208V206H110V202H112V201H110V199H112V198H107V200L109 199V203H107V201L105 200L106 198H102V199H100L98 196V198H94V199H96V201L95 202H97L98 200L102 203V206H103V210L105 211V213L102 211V210H99V209H97L96 207H98V206H100L99 204H94V203H90V204H88V205H90L89 207H88V205H87V208L86 209H81V208H74V207H68V208H66L65 209V212H64V219H65V221L67 222H65L66 224H68V223H70L69 224V226L71 227V229H72V232H74L83 242H85V244L87 245V247H88V249H89V251H91V253H92V255H93V260H89L90 262H86L85 260H84V258L82 259V257L80 256V254L74 249V248H72L71 246H69V244L66 246H64L63 245V248L61 249L60 247L58 248L57 247V245H56V243H54V234H51V236L49 237H47L45 234H42V233H40L37 229H35V226H40L41 227V229H42V231L46 228V226H48V224L46 223L45 224V222L46 221H48V214H49V212H48V210H47V207H48V205H47V207H46V205H45V203L47 202H45L44 203V198L42 197L43 196V193H39L40 192V190L38 191L34 186H31V185H29V184H25ZM93 183V182H92ZM99 183H101L100 182V180H99V182H98V184ZM109 183V182H108ZM111 183H113V182H111ZM133 183V182H132ZM138 183V182H137ZM137 183L135 182V184L137 185ZM154 183V182H153ZM97 184V185H98ZM134 184V183H133ZM134 184V185H135ZM138 184H140V183H138ZM156 184V183H155ZM164 184V183H163ZM169 184V183H168ZM104 185V184H103ZM135 185V186H136ZM4 187H5V185H3ZM3 186H2V184H0V193H1V188H3ZM95 185H93L92 187H94ZM99 187H101L100 185H98ZM105 186V185H104ZM112 186V185H111ZM114 186V185H113ZM134 186V187H135ZM182 186V185H181ZM109 187H110V185H109ZM160 187V186H159ZM95 188H96V186H95ZM106 188H108L107 186H106ZM114 188H115V186H114ZM179 188H180V186H179ZM72 189V188H71ZM94 189V188H93ZM98 189V188H97ZM103 189H104V187H103ZM133 189V188H132ZM136 189V188H135ZM164 189V188H163ZM99 190V189H98ZM115 190V189H114ZM134 190V189H133ZM3 191H4V189H3ZM183 191H184V188H183ZM188 191V190H187ZM186 191V193H189V191L187 192ZM105 192H107V190L105 191ZM110 192H113V191H110ZM182 192V191H181ZM192 193V192H191ZM222 193V194H221ZM110 194V193H109ZM114 194H116V193H114ZM113 194V195H114ZM18 195V194H17ZM112 195V193H111V196H113ZM118 195V194H117ZM120 195H123V194H121L120 193ZM214 195H218V197H215L214 198V200H213V198L212 197H214ZM115 196V195H114ZM119 196V195H118ZM124 196V195H123ZM129 196V195H128ZM224 196V195H223ZM226 196H224V198H227ZM1 198V197H0ZM90 198V196H88V199ZM121 198H123L122 196L119 198V200H121ZM129 198V197H128ZM200 198V199H201ZM116 199V201H114V203H117V198H114V200ZM123 200V199H122ZM121 200V202H123V201H125V198H124V200L122 201ZM210 200H213V201H209ZM224 200V199H223ZM226 200V199H225ZM10 201H14V200H10ZM98 201V202H99ZM97 202V203H98ZM171 202H172V200H171ZM224 202V201H223ZM227 203L225 204V205H227ZM92 204V205H91ZM118 204H121V203H117V205ZM123 204V203H122ZM128 204H130V203H128ZM163 204V203H162ZM174 204V203H173ZM21 205V206H20ZM69 205H71V204H69ZM115 205V204H114ZM117 205L115 206L116 207V209L115 210H117L118 208H117ZM131 205V204H130ZM209 205V204H208ZM215 205V204H214ZM221 205V204H220ZM73 206V205H72ZM123 206V205H122ZM176 206V205H175ZM215 206H217V205H215ZM219 206V205H218ZM217 206V207H218ZM130 207V206H129ZM169 207V206H168ZM7 208V207H6ZM99 208H102L101 206L99 207ZM123 208V207H122ZM219 208V207H218ZM222 208H224V210L225 211H227L225 208H227V207H222ZM120 209V208H119ZM216 209V208H215ZM221 209V208H220ZM196 210V209H195ZM118 211V210H117ZM121 212H125V211H123V210H120ZM180 211V210H179ZM178 211V212H179ZM219 211V210H218ZM217 211V212H218ZM231 211V212H230ZM102 212V213H101ZM177 212V211H176ZM230 212V213H229ZM166 213V212H165ZM226 213V212H225ZM139 214V213H138ZM122 215H123V213H122ZM167 215V214H166ZM225 215L226 214H224V216L223 217H225ZM120 216V215H119ZM118 216V217H119ZM125 217H127L126 216V214L124 215ZM150 216V215H149ZM226 216H228V215H226ZM229 217L227 218V219H229ZM120 219H121V217H119ZM138 218V217H137ZM152 218V217H151ZM45 219H47L46 221H45ZM126 219V218H125ZM191 219V218H190ZM219 219H221V217L219 218ZM226 219V220H227ZM232 219V218H231ZM231 219H229V220H231ZM233 219V220H234ZM123 220V219H122ZM225 220V219H224ZM158 221V220H157ZM178 221V220H177ZM222 221H223V218H222ZM221 221V222H222ZM198 222H200V221H198ZM231 222V221H230ZM162 223V222H161ZM175 223V222H174ZM182 223V222H181ZM232 223V222H231ZM144 224H146V223H144ZM168 224V223H167ZM170 224V223H169ZM226 224V223H225ZM200 225V224H199ZM224 225V224H223ZM146 226V225H145ZM161 226V225H160ZM169 226V225H168ZM227 226V228L229 229L231 226H230V223H229V225L227 224L226 225ZM228 226H230V227H228ZM76 228V229H74V228ZM123 227H125V232L123 231ZM140 227V226H139ZM144 227V226H143ZM151 227V226H150ZM155 227V226H154ZM153 228V227H152ZM173 228H174V225H173ZM180 228V227H179ZM178 228V229H179ZM41 229H40V231H41ZM148 229V228H147ZM150 229L151 228H149V231H150ZM163 229V228H162ZM164 229H166V227H164ZM168 229V228H167ZM166 229V230H167ZM198 229V228H197ZM204 229H206V228H204ZM75 230V231H74ZM142 230H145V229H143L142 228ZM152 230V229H151ZM159 230V229H158ZM227 230V229H226ZM230 230V229H229ZM45 231V230H44ZM43 231V232H44ZM146 231H148V230H146ZM146 231H145V233H146ZM155 230H153V232H154ZM157 231V230H156ZM170 231V230H169ZM186 231V230H185ZM124 232V233H123ZM159 232H161L160 230H159ZM172 232V231H171ZM226 232V231H225ZM45 233V232H44ZM166 233H167V231H166ZM197 233H199V232H197ZM50 234V233H49ZM151 234V233H150ZM152 234H155V233H152ZM156 234H157V232H156ZM156 234H155V236H156ZM164 234H165V232H164ZM201 234V233H200ZM219 234V233H218ZM48 235V234H47ZM133 235H135V234H133ZM133 235H132V237H133ZM146 235H147V233H146ZM192 235V234H191ZM154 236V235H153ZM200 236H204V235H200ZM201 237V238H202ZM140 237H138V239H139ZM161 238V237H160ZM198 238V237H197ZM196 238V239H197ZM195 239V238H194ZM204 239H205V236H204ZM204 239H202L203 241H204ZM153 240V239H152ZM199 240H201V239H199ZM200 241V242H202L203 243V241ZM211 239H209V242H211L210 241ZM159 241V240H158ZM206 241V240H205ZM208 241V240H207ZM56 242V241H55ZM137 242H139V243H137ZM193 242V241H192ZM199 242V244L201 245V243ZM216 242H217V240H216ZM225 242V241H224ZM133 243H137L136 245H134L133 246ZM156 243V242H155ZM154 243V244H155ZM197 243V242H196ZM196 243H192L193 245L192 246H194ZM142 244H144V243H142ZM146 244V243H145ZM183 244V243H182ZM182 244L180 245V246H182ZM204 244V243H203ZM210 244V243H209ZM209 244H207L206 243V246L207 245H209ZM215 244V243H214ZM2 245V244H1ZM141 245V244H140ZM140 245H139V248H140ZM163 245H165L164 243H160L159 242V244L157 245L159 248H163ZM205 245V244H204ZM212 246V249H213V251L215 250L214 248L216 247L215 245V247L213 248V244H211ZM184 246V245H183ZM188 246V245H187ZM197 246V245H196ZM210 246V245H209ZM208 246V247H209ZM141 247H144L143 245L141 246ZM186 247V246H185ZM198 247V246H197ZM203 247V246H202ZM208 247H207V249H208ZM218 247V246H217ZM201 248V247H200ZM1 249V248H0ZM145 249V248H144ZM154 249V248H153ZM195 248H193V250H194ZM203 249V248H202ZM79 250V249H78ZM133 250V251H132ZM140 250V249H139ZM139 250H138V252H139ZM196 250H199V249H197L196 248ZM206 250V249H205ZM209 251H210V247H209V249H208ZM216 250H217V248H216ZM5 251H6V249H5ZM141 251V250H140ZM144 251V250H143ZM150 251H151V249H150ZM153 251V250H152ZM203 251V250H202ZM209 251L207 252H205V253H209ZM3 252V251H2ZM145 252V251H144ZM147 252V251H146ZM149 252V251H148ZM197 252V251H196ZM196 252H194L195 254V256H196ZM135 253H137V251H135ZM141 252H139V254H140ZM163 253V252H162ZM193 253V252H192ZM191 253V256H189V255H186V256H182L181 258H176V259H178L177 261H176V263L175 264H207V263H205V262H207V261H205L206 260V256H208L207 254L205 255L204 254V252H203V254L202 255H205V257L204 256H202V255H199V256H202V257H204V258H201V259H197V257H199L198 255H197V257L195 258V256H192L193 254ZM215 253V252H214ZM0 254H3V253H1V251H0ZM5 254V253H4ZM3 254V255H4ZM7 254V253H6ZM145 254L146 253H144V255H143V258H144V256H145ZM197 254H198V252H197ZM199 254H200V251H199ZM212 254H213V252H212ZM211 254V255H212ZM138 255V254H137ZM157 255V254H156ZM168 255V254H167ZM171 255V254H170ZM140 256V255H139ZM147 256H148V254H147ZM147 256H145V257H147ZM149 256H150V253H149ZM148 256V257H149ZM213 256H214V254H213ZM5 257V256H4ZM151 258H152V255L150 256ZM149 257V258H150ZM7 258V257H6ZM11 258V257H10ZM156 258V257H155ZM166 258H167V256H166ZM140 259V258H139ZM142 259V258H141ZM140 259V260H141ZM145 259V258H144ZM148 259V258H147ZM146 259V260H147ZM163 259V258H162ZM169 260H170V258H168ZM175 258L173 257V260H174ZM175 259V260H176ZM213 259V258H212ZM139 260V261H140ZM157 260H160V259H158L157 258ZM165 260V259H164ZM172 260V259H171ZM174 260V261H175ZM3 261H5L4 260V258H1L0 257V264H2V263H4ZM14 261V260H13ZM134 261V260H133ZM204 261V262H203ZM144 262V261H143ZM138 263V264H147V263ZM171 262V261H170ZM135 263V262H134ZM26 264V263H25ZM209 264V263H208ZM212 264V263H211Z\"/></svg>",
	"mask_w": 264,
	"mask_h": 264
},
{
	"label": "water",
	"instance_id": "obj_3",
	"mask_svg": "<svg viewBox=\"0 0 264 264\" xmlns=\"http://www.w3.org/2000/svg\"><path fill=\"white\" fill-rule=\"evenodd\" d=\"M218 3H224L230 7L248 10V11H263L264 0H212ZM264 264V263H263Z\"/></svg>",
	"mask_w": 264,
	"mask_h": 264
}]
</instances>
